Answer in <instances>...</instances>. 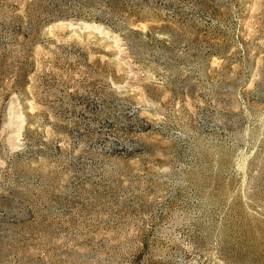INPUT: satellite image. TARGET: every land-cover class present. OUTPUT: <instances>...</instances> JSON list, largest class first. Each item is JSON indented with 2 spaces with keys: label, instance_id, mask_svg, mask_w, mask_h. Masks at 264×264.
<instances>
[{
  "label": "rangeland",
  "instance_id": "rangeland-1",
  "mask_svg": "<svg viewBox=\"0 0 264 264\" xmlns=\"http://www.w3.org/2000/svg\"><path fill=\"white\" fill-rule=\"evenodd\" d=\"M0 264H264V0H0Z\"/></svg>",
  "mask_w": 264,
  "mask_h": 264
}]
</instances>
